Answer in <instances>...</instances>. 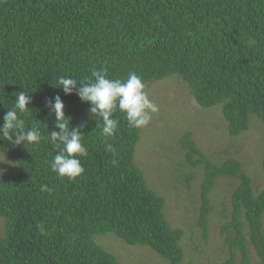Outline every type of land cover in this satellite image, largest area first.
Wrapping results in <instances>:
<instances>
[{
	"label": "trees",
	"instance_id": "1",
	"mask_svg": "<svg viewBox=\"0 0 264 264\" xmlns=\"http://www.w3.org/2000/svg\"><path fill=\"white\" fill-rule=\"evenodd\" d=\"M102 68L110 79L126 80L135 72L146 87L177 76L196 109L205 115L218 110L224 118L219 150L241 153L235 142L249 117L264 124V0H0V124L14 93L31 91L26 123L39 125L44 137L27 148L0 141V155L6 153L17 168L0 175V264H118L108 243L100 244L107 234L182 264L185 229L172 225L164 197L145 183L134 161L141 128L117 110L118 129L106 138L90 105L56 88L61 76L85 80ZM56 95L71 126L83 125L85 171L74 180L50 167L58 149L47 128L58 129L45 101ZM188 131L179 138L183 157L177 163L185 180L190 173L200 181L201 235L207 236L214 207L208 189L220 176L235 177L232 219L221 228L231 226L235 235L225 236L230 258L222 264L234 263L235 247L242 264L250 263L247 236L264 264V185L254 194L237 158L213 162ZM261 165L264 171V151ZM43 185L52 191H42Z\"/></svg>",
	"mask_w": 264,
	"mask_h": 264
},
{
	"label": "rangeland",
	"instance_id": "2",
	"mask_svg": "<svg viewBox=\"0 0 264 264\" xmlns=\"http://www.w3.org/2000/svg\"><path fill=\"white\" fill-rule=\"evenodd\" d=\"M165 78L144 89L150 100L157 105L158 111L152 114L149 124L141 128L140 139L134 150V161L142 171L145 183L164 197V213L172 225L185 229L181 240L184 250L182 264H222L224 260L230 258L229 243L225 236L229 235V238H233L235 235L231 226L223 232L221 228L232 219L230 194L237 180L226 175L216 178L209 192L214 207L208 215V231L204 238L201 235L202 229L196 224V215L199 214L200 181L194 180L195 176L190 173L186 180L185 176L181 175L177 163L178 159L183 157L177 147L179 138L186 131H191L196 145H199L213 162L221 163L225 158H237L242 169L251 177L256 194L264 185V171L261 165L264 151V124L255 118V115H251L253 117H249L248 129L242 132L235 142L241 145V153L233 151L222 153L219 150L222 143L218 140L222 138L226 123L219 111H211L213 114L207 112L205 115L203 110L196 109L197 103L177 76L164 80ZM0 158L3 156L0 155ZM12 162L0 163V168L5 169L3 174L16 171V163ZM198 177L202 178V174ZM188 200H192V203H188ZM262 220L264 229V215ZM242 221L244 232L249 234L244 215ZM2 228L3 222L0 219V234ZM105 237L100 238L101 242H99L105 247L107 242V246L115 251L118 264H132V262L169 264L160 260L147 246L126 244L114 234H107ZM246 239L249 264H259L254 245L248 236ZM235 256L236 260L233 264H242V253L238 247H235Z\"/></svg>",
	"mask_w": 264,
	"mask_h": 264
},
{
	"label": "clouds",
	"instance_id": "3",
	"mask_svg": "<svg viewBox=\"0 0 264 264\" xmlns=\"http://www.w3.org/2000/svg\"><path fill=\"white\" fill-rule=\"evenodd\" d=\"M57 84L59 86L56 88H60L65 95L75 93L81 102L90 105L89 113L91 116L100 118L101 135L106 138L115 135L118 129L119 121L114 118L117 110L125 115L128 124L134 128L147 126L152 114L158 111L157 105L150 100L144 90L146 87L144 82L135 72L129 73L126 80L110 79L107 70L102 68L93 70L91 77L85 80L61 76ZM30 92L21 90L14 93V104L7 109L3 116V123L0 124V141L11 143L14 147L22 145L27 148L29 145H39L44 138L39 125L29 126L26 123V118L32 110L29 107L32 103ZM45 107L49 109V116H54V129H58V131H49L47 128L48 141L55 149H58L51 160V170L60 178L67 177L69 180H74L85 171L80 159L87 156L88 152L83 143L81 131L83 125L71 126V117L65 115V104L59 95L47 99ZM106 150L115 154L111 144H106ZM9 162L11 161L7 160L5 153L4 157L0 158V163ZM115 163L114 160L113 164ZM4 171L5 169L0 168V175ZM213 185L207 191L208 198ZM41 190L49 193L52 191L46 185H43ZM233 190L234 188L230 194L231 215L233 214Z\"/></svg>",
	"mask_w": 264,
	"mask_h": 264
}]
</instances>
